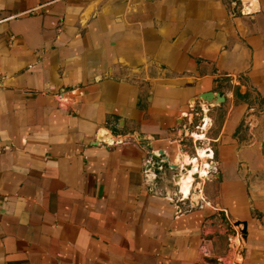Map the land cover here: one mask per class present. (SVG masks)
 <instances>
[{
    "label": "crops",
    "instance_id": "crops-1",
    "mask_svg": "<svg viewBox=\"0 0 264 264\" xmlns=\"http://www.w3.org/2000/svg\"><path fill=\"white\" fill-rule=\"evenodd\" d=\"M259 97L264 0H0V264H264Z\"/></svg>",
    "mask_w": 264,
    "mask_h": 264
},
{
    "label": "water",
    "instance_id": "water-1",
    "mask_svg": "<svg viewBox=\"0 0 264 264\" xmlns=\"http://www.w3.org/2000/svg\"><path fill=\"white\" fill-rule=\"evenodd\" d=\"M230 1H233V0H230ZM197 100H199L202 103H206V104L211 105L212 106L211 108H215V107L222 106V104L225 102L226 98L224 96L220 95L219 93L208 92V93H203V94L199 95ZM194 102L191 105L192 107L194 106ZM136 137H137L138 141H140V142H144L146 140H151L152 139V138H149V137H144L143 138L139 134H136ZM96 145H99V140L96 141ZM146 148L152 153L153 156L159 158L162 163L166 164L168 166V168L175 173L174 182L177 184V181L180 178L179 175L182 172H185V171L182 170V172H181V167H179V165L176 164V162H172L170 160V158H168L166 156L164 151L160 150L156 154V152L153 151L152 145L150 143L146 145ZM177 185L179 187H181L180 183H178ZM190 199H191V202L193 204L194 203L193 196H191ZM224 218L226 220L227 225L230 226V227H234V228L238 229L240 234H241V239L243 241L246 240V237H247V226H246V223H244V222L243 223L242 222H236V223L232 224L228 220V218L226 217L225 214H224ZM241 227H243V228H241ZM242 262H243L242 260H239L237 263L238 264H242ZM207 263L208 264H217V260L216 259L215 260L214 259H207Z\"/></svg>",
    "mask_w": 264,
    "mask_h": 264
},
{
    "label": "bare ground",
    "instance_id": "bare-ground-1",
    "mask_svg": "<svg viewBox=\"0 0 264 264\" xmlns=\"http://www.w3.org/2000/svg\"><path fill=\"white\" fill-rule=\"evenodd\" d=\"M204 104H206V103H204ZM208 106H209V104H208ZM198 154L203 159L202 164L199 162L200 160L199 161L197 159L193 160L190 157H187L184 162H181V161L176 162V164H178L179 167H181V172H182V170L185 171L179 175L180 178L177 181V184L178 183L181 184V187L178 186L179 188H181V190H189V191L193 190L192 185L195 181V177H194L195 174H198L200 177H206L207 176L208 170L205 166L206 153H205V151L199 150ZM174 178H175V176H174ZM193 198H194V200L196 199L194 195H193Z\"/></svg>",
    "mask_w": 264,
    "mask_h": 264
},
{
    "label": "built area",
    "instance_id": "built-area-1",
    "mask_svg": "<svg viewBox=\"0 0 264 264\" xmlns=\"http://www.w3.org/2000/svg\"><path fill=\"white\" fill-rule=\"evenodd\" d=\"M157 154V152H156ZM157 160V162L155 161ZM164 163L161 162V160L155 156H152L151 159H149L146 162V176H147V180L150 182H154L155 180L158 179V174L156 173V169H159L160 172L163 171L164 169ZM162 177L159 178V180H161ZM174 184L176 186H178L175 182ZM193 186V185H192ZM179 188V187H178ZM181 189V188H179ZM191 192L192 190L189 192L188 196H184L181 191L179 190L178 193L174 194L173 196H169L168 199L170 201H173L174 203H176V208H178V210H181L180 208V204H183L186 202V200H190L191 197ZM195 205H192V207H194ZM182 213V210H181ZM221 260H217V263H221Z\"/></svg>",
    "mask_w": 264,
    "mask_h": 264
},
{
    "label": "rangeland",
    "instance_id": "rangeland-1",
    "mask_svg": "<svg viewBox=\"0 0 264 264\" xmlns=\"http://www.w3.org/2000/svg\"><path fill=\"white\" fill-rule=\"evenodd\" d=\"M223 81L226 82L227 80H223ZM228 84H229L228 85V90L232 91L234 89L233 84H231V83H228ZM237 99L240 102H244L245 101L244 100L245 98H242V97L241 98H237ZM254 105H256V107H255L256 112L258 111V113H259L263 109L264 101L262 100V98L259 97V99L258 98L256 99V103ZM225 113H226V111L224 110V108H219L217 114H215V117H216L217 123H218V127H220V125L222 124L224 116H225ZM189 192H190L189 190H181V193L184 196H188Z\"/></svg>",
    "mask_w": 264,
    "mask_h": 264
},
{
    "label": "trees",
    "instance_id": "trees-1",
    "mask_svg": "<svg viewBox=\"0 0 264 264\" xmlns=\"http://www.w3.org/2000/svg\"><path fill=\"white\" fill-rule=\"evenodd\" d=\"M168 167L167 165H164V168Z\"/></svg>",
    "mask_w": 264,
    "mask_h": 264
}]
</instances>
